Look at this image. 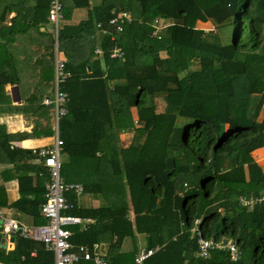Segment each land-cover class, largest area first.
<instances>
[{
  "label": "trees",
  "instance_id": "1",
  "mask_svg": "<svg viewBox=\"0 0 264 264\" xmlns=\"http://www.w3.org/2000/svg\"><path fill=\"white\" fill-rule=\"evenodd\" d=\"M0 1V22L8 8L13 12L10 24H0V113L27 109L34 120L29 132L9 133L0 124V155L40 159L11 141L52 134V108L40 100L52 94L53 65L39 74L43 83L25 96L26 107L11 105L4 86L10 81L7 62L26 43L15 41V32L25 34L48 20L50 0H33L27 9L24 0H11L12 9ZM61 3L63 20L71 9L88 5ZM111 8L132 14L120 32L108 24ZM154 17L168 21L158 37L150 35ZM197 21H209L213 29L197 28ZM229 25L231 40L222 44L214 30ZM56 41L67 73L58 84L67 94L58 119L67 158L62 176L105 200L74 208L77 198L66 195L73 204L68 213L93 219L82 231L70 226V241L104 239L119 247L124 238L142 234L146 248L159 246L143 264H264V198L250 209L239 203L240 196L264 195V173L250 154L264 146V0H100L76 24L58 26ZM114 47L121 57L110 56ZM158 96L164 97V111L155 108ZM178 118L185 123L178 125ZM122 131L131 132L126 146L118 143ZM43 191L33 197L37 207ZM33 216L45 221L37 210ZM197 233L215 242L230 239L236 260L224 248L197 256ZM14 241L7 253L0 248L2 261L52 264L41 242L18 234ZM120 254L127 264L129 256Z\"/></svg>",
  "mask_w": 264,
  "mask_h": 264
},
{
  "label": "crops",
  "instance_id": "2",
  "mask_svg": "<svg viewBox=\"0 0 264 264\" xmlns=\"http://www.w3.org/2000/svg\"><path fill=\"white\" fill-rule=\"evenodd\" d=\"M66 1L69 4L70 0H66ZM99 1L100 0H87L88 2L87 7L80 6L71 9L68 19L63 20L61 18L58 26H62L64 24H76L78 21L86 17L87 8H90L95 4L97 5ZM24 3H25L24 7H26L27 9L34 4V1L24 0ZM2 5L3 4H1L0 1V7H2ZM4 5L6 7L10 6V8L12 9L11 0H4ZM118 10H124V9L111 8L110 14ZM12 16H13V12L8 8L7 11L5 12L4 19L2 20L3 25L10 24V18ZM2 22H0V24ZM206 22L213 27V25L209 21ZM98 24L99 23L96 24V27H98ZM96 27L94 32L91 33V36L95 41L99 39V35H100ZM51 33L53 34L54 31H53V25L49 20L43 21L37 24L36 26H34L33 28L28 29L27 32H25V34H23V32H15V41L18 42V39L16 40L17 37L20 40H24L26 43L25 45H23V47L20 46L19 47L20 50L17 51L12 57L14 62L12 63L10 62V60L7 62L8 65H7L6 74L8 78H10V81L4 86V90L6 91L7 94H9L10 97V92L8 93V90L10 91L12 86H15L19 98V101L17 102V101H12L10 97L11 105L23 106V107L28 106V104L30 103V98L27 100L25 96L32 97V94L29 93L37 90L39 86H41L43 81L39 80L38 76L39 74H42L44 73V71L47 70L45 69L47 65L48 66H50L51 64L53 65V82H54L55 59L57 58L58 55L64 58V55L62 51H58L56 49L57 48L56 37L53 34L54 37L51 38ZM28 35L31 36L32 39H28L27 38ZM50 57H52V61L49 60ZM88 69L89 68L87 66V71ZM27 73H29L30 75H28ZM15 76L16 77L19 76V84H17L18 79H16ZM44 97L46 96H43L42 99ZM42 99L40 100L41 104H42ZM0 124H3L5 127V131L9 133L20 132V131L29 132L34 125V120L31 114L27 111V109H25V112H16V113L1 112ZM51 130H52V134L50 136H38V137L31 136L29 138L21 139L20 141H11V144L13 146H18L25 149L26 152H28L29 149L33 151V149L35 148L50 144L53 137V112H52ZM24 141L28 142V144L24 145L23 144ZM37 160L38 159H27L23 161L22 159L19 160L15 157L14 158L10 157L9 160H7L3 154L0 155V248L3 250L4 253H7L8 251L13 249L15 244L14 236L16 234L4 232L1 226V222L3 219L14 220L20 226H31V225L42 224V223H37L36 218L33 216L34 210H37L38 215L42 217L39 211L40 205L42 203L37 207L36 206L37 204L33 202V197L34 195L41 197V192L44 189V184L48 178L46 171L41 167L40 162ZM261 171L263 172L262 169ZM22 174L30 176L31 179L28 181L25 180L24 178H21V176H23ZM19 177L20 179L18 181ZM35 185H37V187ZM83 194L85 193H81L79 195H74L72 193L67 194V195H74L77 198L74 208L98 207L102 204L99 202H93L91 200V202L88 203L87 205L85 201L82 199ZM42 197L44 199V191L42 193ZM129 213H130L129 216L132 219V213L131 212ZM80 217L91 219L90 217H85V216H80ZM92 221L93 219H91V222ZM72 226H76L77 230L82 231L88 226V224L84 228H82L81 225H71V227ZM10 238H12V241ZM93 242H97L99 244L100 251L104 255L106 261L109 264H114L116 259H118L120 255H122L120 253L129 256L127 264H134L135 255L140 251V249L146 248L145 237L142 234H135L132 237V241L129 243H126L124 238L119 247H111L109 242L104 239H99L98 241H93ZM133 242L134 243L137 242L135 244L137 245L136 248L134 247ZM72 244L77 245L75 243ZM84 245H90V244H84ZM130 245L133 246L131 249H129ZM44 249L47 250L45 247ZM48 251L51 252V261L52 264H54L53 252L51 250ZM34 254H35L34 251H30L29 256H34ZM124 258L125 257H123L122 259H118L117 262L119 264H124L126 262L123 261ZM20 259L22 260L23 256H21ZM141 264H143V262Z\"/></svg>",
  "mask_w": 264,
  "mask_h": 264
},
{
  "label": "built area",
  "instance_id": "3",
  "mask_svg": "<svg viewBox=\"0 0 264 264\" xmlns=\"http://www.w3.org/2000/svg\"><path fill=\"white\" fill-rule=\"evenodd\" d=\"M62 18V3L61 0H50L48 7V20L53 25L54 35L60 19ZM132 19L129 11L118 10L114 11L108 19V24L113 26L115 32H120L124 24H127ZM99 25V24H98ZM168 25V21L162 18H154L150 26L152 27L151 36L158 37L157 33ZM57 49V48H56ZM95 52H98L95 49ZM121 50L114 47L111 50V57H121ZM64 58L57 56L54 62V82L52 94L42 99V104L50 105L53 112V137L50 144L40 146L33 151L40 157L41 167L47 173V181L44 184V200L40 205L39 211L42 218L45 220L42 224L31 226H20L14 220L3 219L1 226L5 233L18 234L19 236L34 241L41 242L47 250L53 252L54 264H77L79 260L90 261L92 264H109L104 255L101 253L99 244L93 242L90 245L77 244L73 245L70 242L72 231L69 226L81 225L86 227L91 222V219L80 217L75 214L68 213L73 208L72 202L66 199L68 193L79 195L82 193V186L75 182H66L60 175L61 162L59 159L62 152V140L59 138L58 119L65 113L64 104L67 99L65 91L58 86L67 75L64 72ZM264 198V195L259 197L250 196L248 198L239 197V203L242 206L251 208L252 204ZM198 253L197 256L205 258L208 256L210 248H224L227 250L230 260H236L238 250L236 245L230 241L225 246L220 245V240L202 239L197 233ZM159 248L158 245L152 248H142L134 257V264H141L145 258L151 255ZM0 264H12L2 261Z\"/></svg>",
  "mask_w": 264,
  "mask_h": 264
},
{
  "label": "rangeland",
  "instance_id": "4",
  "mask_svg": "<svg viewBox=\"0 0 264 264\" xmlns=\"http://www.w3.org/2000/svg\"><path fill=\"white\" fill-rule=\"evenodd\" d=\"M196 27L200 28V29H202L204 31H208L210 29H213V27L207 22H203V23L197 22L196 23ZM214 31L219 36V41L222 44H226V43L230 42L231 34H232V28H231L230 25L229 26H223V27H220V28H215ZM160 54L163 55V53H160ZM195 68H197V67H195L194 65L190 66V69H195ZM27 74L30 75L29 73H27ZM9 92L10 91L8 90V93ZM154 103H155V108H158V110H160V111H164L165 110L164 97L158 96L157 98L154 99ZM262 107L264 108V102L262 104ZM260 115H259V118H260ZM185 121H186V119L178 118L176 122H177L178 125H182L183 123H185ZM224 130L226 131L227 127H225ZM130 141H131V132H124L123 131V132L118 134V143H119V145L126 146ZM259 149H262L259 153L254 152L256 150L255 149V150L251 151L250 154H251L252 158L255 160V162L260 166V168L264 172V147L263 148H259ZM59 159H60L61 164H63L65 162L66 156H65V154L63 152H60ZM37 161L40 162V159H38ZM60 175H61V177H63L62 176L63 172H61V170H60ZM82 199L85 201V203L87 205H88V203L91 202V200L93 202H99V203H104L105 202L104 198L102 197V194H100V193H93V194L92 193H85V194L82 195ZM125 241H126V243L131 242L132 241V237H126ZM136 243H134V247L135 248L137 246V245H135ZM132 247L133 246L130 245L129 249H131Z\"/></svg>",
  "mask_w": 264,
  "mask_h": 264
},
{
  "label": "water",
  "instance_id": "5",
  "mask_svg": "<svg viewBox=\"0 0 264 264\" xmlns=\"http://www.w3.org/2000/svg\"><path fill=\"white\" fill-rule=\"evenodd\" d=\"M10 97H11L12 101H17V102L19 101L18 93L16 91V87L15 86H12V88L10 89ZM10 239L12 241V238H10ZM228 242H230V239L223 237L220 240V245L221 246H225Z\"/></svg>",
  "mask_w": 264,
  "mask_h": 264
}]
</instances>
